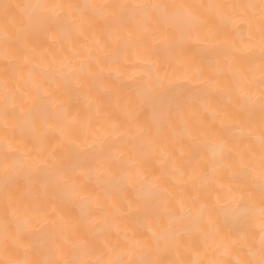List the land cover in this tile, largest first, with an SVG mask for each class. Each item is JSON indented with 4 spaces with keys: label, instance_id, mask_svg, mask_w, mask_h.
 <instances>
[{
    "label": "bare ground",
    "instance_id": "obj_1",
    "mask_svg": "<svg viewBox=\"0 0 264 264\" xmlns=\"http://www.w3.org/2000/svg\"><path fill=\"white\" fill-rule=\"evenodd\" d=\"M0 264H264V0H0Z\"/></svg>",
    "mask_w": 264,
    "mask_h": 264
}]
</instances>
